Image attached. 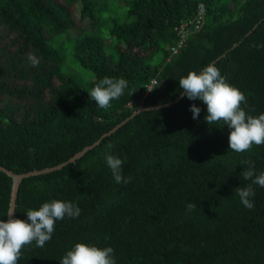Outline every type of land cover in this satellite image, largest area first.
I'll return each instance as SVG.
<instances>
[{"label":"trees","instance_id":"trees-1","mask_svg":"<svg viewBox=\"0 0 264 264\" xmlns=\"http://www.w3.org/2000/svg\"><path fill=\"white\" fill-rule=\"evenodd\" d=\"M209 63L245 94L247 114L264 113V0H0V165L54 169L102 139L22 181L16 218L53 199L81 213L18 264H59L76 243L111 246L117 264H264V188L252 185V209L236 194L252 183L243 162L264 172V144L229 150L227 126L209 125L179 87ZM105 77L129 86L102 109L88 91ZM105 153L129 183L115 182ZM13 185L0 171V219Z\"/></svg>","mask_w":264,"mask_h":264},{"label":"clouds","instance_id":"clouds-1","mask_svg":"<svg viewBox=\"0 0 264 264\" xmlns=\"http://www.w3.org/2000/svg\"><path fill=\"white\" fill-rule=\"evenodd\" d=\"M27 59L32 65L39 63L35 53H29ZM178 81L183 95L189 101L198 100L206 106L207 115L204 119L209 125L223 122L227 126L229 150L245 152L254 144H264V113L257 116L246 113L247 97L228 82L215 63H209L200 71H190ZM128 86L129 82L123 77H105L88 94L98 107L107 109L111 101L119 99ZM189 111L196 120L201 108L193 103ZM104 161L117 184L130 182L131 177L122 175L124 161L121 158L105 153ZM243 163L248 167L241 174L244 180H251L252 183L237 188L236 194L245 208L252 209L254 202L250 198L255 196L252 185L264 188V172L256 174L252 161ZM194 207L192 203L187 205L189 211ZM80 213L81 209L75 202L57 199L44 202L37 210H27L26 219L23 220L16 218L15 212L10 210L7 220L0 219V264H18L24 246L35 242L36 247H44L52 239L57 221L65 217L75 219ZM59 264H117V260L111 246L101 248L93 244L76 243L60 259Z\"/></svg>","mask_w":264,"mask_h":264},{"label":"water","instance_id":"water-1","mask_svg":"<svg viewBox=\"0 0 264 264\" xmlns=\"http://www.w3.org/2000/svg\"><path fill=\"white\" fill-rule=\"evenodd\" d=\"M114 131L115 130H113V132ZM113 132H111L110 134H112ZM110 134H108V135H110ZM101 140L98 141L93 146L84 149L81 153H79L78 155H76L75 157H73L68 163H65V164H63V165H61V166H59L57 168L50 169V170L35 171V172L28 173V174H25V175H15L13 172L9 171L8 169H6V168H4L3 166L0 165V171L8 174L9 176H11L14 179V185H13V190H12V194H11L10 210L11 211H14V212L16 211V204H17L18 193H19L20 185H21V183H22V181L24 179L29 178V177H32V176L47 174V173H50L52 171L59 170V169H61L62 167L66 166L69 163L76 162L78 159H80L81 157H83L88 151L92 150L97 145H99L100 142H101Z\"/></svg>","mask_w":264,"mask_h":264},{"label":"built area","instance_id":"built-area-1","mask_svg":"<svg viewBox=\"0 0 264 264\" xmlns=\"http://www.w3.org/2000/svg\"><path fill=\"white\" fill-rule=\"evenodd\" d=\"M200 25H201V24H200V22L198 21V22H197V29L200 28ZM185 36H186V34L184 33V35H183V40L181 41V44H180L179 48L184 44V42H185V40H186ZM178 51H179L178 48H173V49H172V53H173V55H176V54L178 53ZM154 84H155V82H154ZM154 84L150 86V90H151V88L154 86Z\"/></svg>","mask_w":264,"mask_h":264},{"label":"rangeland","instance_id":"rangeland-1","mask_svg":"<svg viewBox=\"0 0 264 264\" xmlns=\"http://www.w3.org/2000/svg\"><path fill=\"white\" fill-rule=\"evenodd\" d=\"M74 33H75L76 35H79V34H80L79 29H76V30L74 31Z\"/></svg>","mask_w":264,"mask_h":264}]
</instances>
